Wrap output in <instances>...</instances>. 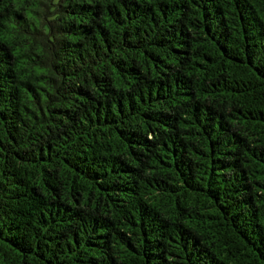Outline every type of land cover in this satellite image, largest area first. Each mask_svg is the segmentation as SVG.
Here are the masks:
<instances>
[{
  "label": "trees",
  "instance_id": "1",
  "mask_svg": "<svg viewBox=\"0 0 264 264\" xmlns=\"http://www.w3.org/2000/svg\"><path fill=\"white\" fill-rule=\"evenodd\" d=\"M0 264H264V0H0Z\"/></svg>",
  "mask_w": 264,
  "mask_h": 264
}]
</instances>
